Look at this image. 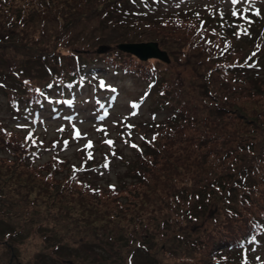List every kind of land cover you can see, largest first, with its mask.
Instances as JSON below:
<instances>
[{
    "label": "trees",
    "instance_id": "1",
    "mask_svg": "<svg viewBox=\"0 0 264 264\" xmlns=\"http://www.w3.org/2000/svg\"><path fill=\"white\" fill-rule=\"evenodd\" d=\"M29 1L0 0V96L4 103L6 102L10 114L14 115L21 125H30L34 114L37 117L36 122L44 119L45 115L53 112L52 107L61 110L64 99L75 97L77 90L83 85L95 83L89 79L85 69L93 58H97V54L104 55V52H96V46L89 43L92 39L105 44L106 49L109 46L114 48L105 54L112 56H104L105 63L111 67H124L122 71L126 74H130L129 70L141 72L144 67L133 65V61V64L125 62L120 56L123 52L116 51L114 47L118 42L128 39L156 40L163 48L168 47L167 51L177 50L183 54L184 60L189 64L191 61L196 62L190 57L191 51L197 50L198 45L201 47L199 42L193 44L189 41L188 44H183L171 37L161 40L152 36L147 30L150 22L142 24L146 21L153 22L154 18L150 16L152 19H135L132 13H127L124 17L125 11L117 6V2L112 3L115 0H81V3L80 0H36L30 6ZM10 11L14 12L15 19H7ZM104 15L108 18L107 22L100 23L101 16ZM191 18L196 19L194 16ZM111 27L114 29L111 30ZM177 28L181 29L179 26ZM202 28L210 29L205 22ZM86 29L96 32L81 33L82 31L89 33ZM100 29L104 32L99 34ZM116 30L120 31L117 35L115 32L106 34L107 31ZM198 37L201 39L199 34ZM220 44L225 46L224 43ZM219 47L220 45H217L213 49L205 50L212 51L213 54L208 52L205 54L203 49L196 53H202L204 56L199 59L201 72L194 70L188 77L189 79L192 76L191 79L194 80L177 77V85L185 84V88H189L193 83L195 89H190L189 92L174 85L177 95L169 92L172 97L168 103L171 101L178 112L174 114L177 118L173 142H178L182 148L186 144L188 147H184L187 150L186 158L180 169L175 168L178 164L173 161H168L170 165L162 164L167 170L163 185H171L169 187L171 193L175 192L176 198L181 202L169 201L164 209L156 212V215L148 213L142 218L138 217L132 224H126L130 221L127 214L134 212V209L126 210V214L117 211L116 215H113V209L100 213L98 211H103L104 208L93 201L90 205L80 203V206L89 209L92 215L81 213L73 216L60 208L59 214L52 217L56 223L46 228L51 231L47 235L49 249L35 255L36 264H64V260L70 261L69 254L73 252L72 248H77L87 238H92L95 246L103 242L109 245L103 246V249L94 247L95 254L92 256L94 264H101L104 257H109L106 264H113L114 255L124 258L125 252L127 257L124 263L129 262L130 258L137 264H218L217 260L239 259L238 253L233 254L236 250L253 237L264 235V201L261 199L264 197V126L259 125L264 123V107L252 109L254 118L248 120L246 119L248 109L242 107L243 105L240 106L243 110L235 105L231 106L234 101H230L232 96L237 97L245 92L262 89L264 65L249 72L250 66L239 64L238 58L232 59L229 52L222 54V47L219 55ZM208 56L214 60L209 61L206 58ZM154 78L155 76L151 79ZM156 87L163 88L164 95L172 88L165 81L158 82ZM225 97L229 101H226ZM180 130L186 132V136H180L177 132ZM1 131L9 135L7 141L6 138H2L0 143L11 147L14 155L12 160L2 159L7 162L6 174H10L8 177H11L14 171H9L10 163H14L20 170L28 168L23 157L29 148L26 143L28 136L26 132L20 130L15 133L5 129ZM169 136L164 133L157 134L155 139L144 143L148 148H155V151L151 149L153 161L170 154L176 156L177 161L178 157H181L172 151L179 150L177 145L168 149ZM215 141L218 144L235 143L234 148H238L240 152L228 155V150L222 148H214L208 152L197 150L202 145H213ZM216 151L218 155L214 156ZM148 153L150 151H144L143 157L138 154L137 159L128 161L135 164L127 165L125 172L121 174L137 178L139 174H135L136 163H144L145 165L141 166L142 173L145 181L149 183L146 187V198L150 200V195L161 181L157 179L159 174L151 177L145 171L146 166L148 168L153 166L146 159ZM228 157H231V160L240 157L248 160L232 166L228 171L218 170L219 167L213 160L218 158L220 165L224 166ZM63 163L66 162L60 163L57 170L65 168ZM49 165L47 163L46 167ZM1 169L0 175H3ZM154 169L153 166L152 172ZM7 180L0 179V190L7 187L5 184ZM62 181L67 188L71 185L68 178H62ZM122 192L120 190L119 193L123 194ZM52 194L54 198L56 193ZM160 197L166 199V194L163 192ZM46 205H52L50 200ZM23 207L28 208L26 205ZM248 209L257 213H249ZM243 212L245 215L241 214ZM64 215L67 220L63 219ZM203 217L214 226L207 228L208 224L204 227L199 225ZM3 220H5L3 217L0 218L3 227H9L10 225ZM190 221L196 225L194 227L186 225ZM69 223H73V227ZM230 223L239 225L232 230H226ZM57 226L61 229L54 232ZM12 229L8 232L10 233ZM5 231L7 230L3 232ZM82 236L88 237L81 238ZM228 238L231 240L226 241ZM76 243L78 245L74 246Z\"/></svg>",
    "mask_w": 264,
    "mask_h": 264
},
{
    "label": "rangeland",
    "instance_id": "2",
    "mask_svg": "<svg viewBox=\"0 0 264 264\" xmlns=\"http://www.w3.org/2000/svg\"><path fill=\"white\" fill-rule=\"evenodd\" d=\"M34 2L36 0H30L28 5L30 6ZM116 2H118L117 6L123 11L127 10L128 13H132L135 19L154 18L153 22L146 21L142 24L150 22L147 30L152 36L161 40L171 37L183 44H188L187 42L189 41L193 44H196V42L200 43L201 47L199 45L196 46L197 50L194 49L195 51L190 53V57L196 61H191V64L187 63L183 54H180L177 50H168V59L164 61L155 57L140 60L127 52H123L120 55L125 62L132 63L133 61V65H143L142 74H149L150 71L151 75H158L162 82L165 81L172 87L169 89L170 94L177 95L174 85H177L176 79L178 76L192 81L194 80L191 79L192 76L189 79L188 77L192 75L194 70L201 72L199 59L204 55L196 53L202 49L205 51L220 45L219 55L222 47V54L229 52L232 59L238 58V60H241L245 57L247 61L249 57L255 56L249 72L264 65V48L262 49L264 29L259 31L258 27L259 24H264V0H238L236 4H233L231 0H150L145 4L149 5V8L133 0H115L112 3ZM79 3H81V0ZM245 8L248 11H244ZM257 11L259 15L254 14ZM233 12L237 14L233 15ZM241 14L244 18H241ZM14 15V12H8L7 19H15ZM192 16L196 17V19H192ZM48 17L52 19L50 14H48ZM201 18L204 19L203 22L200 20ZM107 19V16H101L100 23L107 22ZM248 21H251V23H248ZM204 22L210 29L202 28ZM92 23L95 24V21L92 20ZM177 26L181 27V29L177 28ZM112 28L114 29V27L110 29L112 30ZM86 30L89 33H86V31L81 33L93 34V32H96V30L92 29ZM98 31H100L99 34L104 32L101 29ZM109 32H115L117 35L120 31H107L106 34ZM198 34L201 39H199ZM89 43L95 46L100 44V42L93 39ZM220 43H224L225 46ZM165 48L167 49L168 47ZM102 50L99 48L98 52ZM110 50H114V48H110ZM110 50L104 52V55L97 54V58H93L92 62H90L94 64L86 68V71L91 73L89 78L96 80V85L79 90L77 97L72 99L73 110L70 111L71 101L66 102L67 107L65 109L69 110L68 114L51 115L45 119H39L38 122H36L37 117L34 114L30 125L27 124L25 128L17 127L20 122H18L17 118H14V115L10 114L5 104L6 102L4 103L3 98L0 96V141L2 138H6L7 141L9 135L8 133L4 134L1 131L3 129L10 130L13 133L18 132L17 130L24 131L28 137L31 134L30 138L26 140L29 148L23 156L26 159L25 163L28 168H26L27 170H20L14 163H10L9 171H14L11 177H8L10 174H6L8 164L2 159L9 158L12 160L14 158L12 148L0 143V146L4 148L0 147V167L2 168L0 169L1 172H4L3 175H0V179H8L5 183L7 187H3L0 190V218L3 217L5 219L3 222L10 225L9 227H3L0 222V232L7 230L0 233V264H7L9 258H11V253L16 255V259L12 258V264H36L35 255L40 251L49 249L50 244L47 235L51 231L46 228L56 223V220L52 217L59 214L60 208L65 210L66 213L70 212L69 214L73 216L81 213H84V215L88 214L89 209H83L80 205H90L93 201L104 208L103 211H98L100 213L113 209V215H116L117 211L126 214V210L134 209V212L127 214L130 217V221L126 224H132L138 220V217L142 218L148 213L152 215L155 213L156 215V212L164 209L169 201L171 203L181 202V200L176 198L175 192L171 193L169 189L171 185H163L167 170L162 164H168V161H173V163L178 164L175 168L180 169L181 163L186 158L185 153L187 150L184 147H188V145L186 144L183 148L180 147L178 142H173L176 132L159 130L161 125L156 123L157 121H164L166 114H169L168 117L170 118H177V116L174 117V113L178 114L177 109L170 107L171 104L165 101L154 100L153 97L151 98L152 103L150 106L141 107L139 105L141 101L136 96L141 93L144 85L134 81L135 79L132 75L121 76L117 80L120 82L121 92L120 95L115 94L113 96L107 85V80L102 78L103 75L108 74L106 68L111 69L106 67L104 60V56L112 57L110 54L105 55ZM207 52L213 54L212 51H205L204 53L206 54ZM206 58L209 61L213 59L209 56ZM204 59L202 58V60ZM194 64L197 66H193ZM112 71L114 70L112 69ZM184 85H177V87L182 90L187 89L189 92L190 89L196 88L193 83L190 84L189 88H185ZM113 86L115 88V83H113ZM263 93L264 86L261 90L245 92L237 97L232 96L230 101L234 102H232L231 106L235 105L240 108L243 105L242 107L248 109L246 119H252V117L254 118L252 109L264 107ZM209 99L211 100V98ZM204 101L208 102L207 99H204ZM226 101L229 100L226 98ZM132 105H137V107H132ZM240 109L243 110L242 108ZM133 113L135 114L133 115ZM99 117H103V119ZM167 125L169 124L167 123ZM259 125L264 126V123ZM170 129L176 131V128L171 126ZM76 132L79 133L78 136L75 135ZM177 132L180 136H186V132L183 130ZM161 133L170 135L167 147L172 149L174 145H177L179 150L173 149L172 151L181 157H178L177 161L176 156L170 154L167 157L162 156L161 159L158 156L159 160L153 161L151 153H148L146 159L154 166L155 171L152 172L153 166L151 168L146 166L145 171L151 177L159 174L157 179L161 181L158 187L155 186L157 189L153 191V194L150 195V200H148L146 198V187L149 186V183L145 181L141 167L145 164L136 163L135 174H139L137 178H129L121 173L125 172L127 165L135 164H130L128 161L137 159L138 154L141 155V152L144 151L142 148L144 141H150L155 134ZM107 141H111V144L107 143ZM3 143L5 142L3 141ZM132 145H135V147ZM235 145V143L231 145L222 144L221 142L218 144L215 141L213 145H202L197 150L208 152L214 148H222L228 150V155H234L240 152L238 148H234ZM146 148L148 151L153 149ZM102 150H106V152ZM153 151H155V148ZM122 154L124 155L123 157ZM216 155H218L217 151L214 153V156ZM209 156L211 155L209 154ZM246 160L248 158L240 157L231 160V157H228L224 166L220 165L218 158L213 161L219 167L218 170L228 171L232 166L243 164ZM62 162H66L63 163L65 168L62 166L61 171L57 170ZM47 163L50 164L48 167H46ZM91 164H93V167L90 166ZM185 165H187L186 162ZM215 170L217 169L215 168ZM62 178H68V183L71 184L68 188L63 183ZM230 178L232 179L233 177L231 176ZM114 186L117 187V190L113 188ZM119 189L123 191L124 195L119 193ZM35 190L40 192H34ZM52 192L56 193L54 198ZM163 192L166 194V199L160 197ZM261 199L264 201V197H261ZM49 200L52 205H46ZM24 205L28 208H24ZM50 206H52L51 209L49 208ZM249 211V213H257L254 210ZM95 213L96 211H94V215ZM89 214L92 215L91 213ZM241 214L245 215V212ZM63 219L67 220L68 218L64 215ZM207 224V228L214 226L203 217L199 225L204 227ZM69 225L73 227V223H69ZM92 225H94V222H92ZM186 225L194 227L196 224H192L190 221ZM238 225L230 223L225 229L232 230ZM10 229L12 230L9 233ZM59 229L61 228L57 226L54 228V232L59 231ZM17 230L19 232H16ZM86 237L88 236H82L81 238ZM91 239H84L86 241L79 245L78 243L73 244L74 246L78 245V247L72 248L73 252L69 254L70 261L64 260L63 263L94 264L92 257L95 254L94 247L103 249V246L109 247V245L103 242L95 246ZM230 240L228 238L226 241ZM7 244L12 245V250L8 248ZM260 250L255 252V254L252 252L249 254L247 249L241 247L235 253H238L242 258L240 260L242 262L246 261L248 256L251 257L248 260L254 258L255 262H261L264 261V246ZM126 257V252L124 253V258L115 254L112 258V263L126 264L124 263ZM102 261L101 264H106L109 261V257H104ZM129 261L133 262L131 264H137L133 260L131 261L130 258Z\"/></svg>",
    "mask_w": 264,
    "mask_h": 264
},
{
    "label": "water",
    "instance_id": "3",
    "mask_svg": "<svg viewBox=\"0 0 264 264\" xmlns=\"http://www.w3.org/2000/svg\"><path fill=\"white\" fill-rule=\"evenodd\" d=\"M120 47H123L127 51L138 55L140 58L146 57H158L163 60H167L166 53L159 50L157 43L155 42H146V43H128L121 44Z\"/></svg>",
    "mask_w": 264,
    "mask_h": 264
},
{
    "label": "snow or ice",
    "instance_id": "4",
    "mask_svg": "<svg viewBox=\"0 0 264 264\" xmlns=\"http://www.w3.org/2000/svg\"><path fill=\"white\" fill-rule=\"evenodd\" d=\"M231 2L233 3V4H236L237 2H238V0H231ZM244 11H248V9L247 8H245L244 9ZM237 13L236 12H233V15H236ZM254 14H256V15H259V12L257 11L256 13H254ZM241 18H244L243 16H242V14H241ZM248 23H251V21H248ZM210 43V42H209ZM253 55H255V53H253ZM249 59H251V57H249ZM27 83V82H26ZM132 107H137V105H132ZM135 113H133V115H134ZM100 119H103V117H99ZM17 127H26V125H17ZM129 127H131V125H129ZM30 135L31 134H29V137H26V139H28V138H30ZM75 135H79V133L78 132H76L75 133ZM153 139H155V137H153ZM65 143H67V142H65ZM107 143H109V144H111V141H107ZM133 147H135V145H132ZM252 240L254 241L255 240V237H253L252 238Z\"/></svg>",
    "mask_w": 264,
    "mask_h": 264
},
{
    "label": "flooded vegetation",
    "instance_id": "5",
    "mask_svg": "<svg viewBox=\"0 0 264 264\" xmlns=\"http://www.w3.org/2000/svg\"><path fill=\"white\" fill-rule=\"evenodd\" d=\"M8 245V248H10V249H12V245H10V244H7ZM12 254H11V258H9V260H8V262H7V264H12ZM15 259H16V257H14Z\"/></svg>",
    "mask_w": 264,
    "mask_h": 264
}]
</instances>
